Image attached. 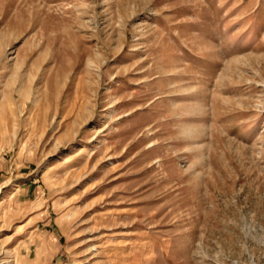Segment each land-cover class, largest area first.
<instances>
[{"label":"rangeland","instance_id":"1","mask_svg":"<svg viewBox=\"0 0 264 264\" xmlns=\"http://www.w3.org/2000/svg\"><path fill=\"white\" fill-rule=\"evenodd\" d=\"M0 264H264V0H0Z\"/></svg>","mask_w":264,"mask_h":264}]
</instances>
